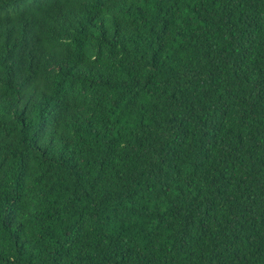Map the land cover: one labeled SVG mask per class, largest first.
<instances>
[{
    "label": "trees",
    "instance_id": "16d2710c",
    "mask_svg": "<svg viewBox=\"0 0 264 264\" xmlns=\"http://www.w3.org/2000/svg\"><path fill=\"white\" fill-rule=\"evenodd\" d=\"M140 2L95 0L96 7L85 9V20L88 26L97 29L103 40L106 38L107 27L101 16V8L119 6L129 14L134 10L136 15L128 21L123 17H112L113 35L124 33L125 43L132 45L131 37L135 34L136 22L139 21L141 26L148 22V9L140 7ZM142 2L157 6L158 20L161 22L156 49L151 54L153 67L160 63L159 53L164 47L169 29L174 26L176 13L182 11L178 8L179 4L187 7L190 3V12L195 21L189 19L191 23H199H196L195 28L186 24L187 33L184 29L177 32L182 39L187 37L185 44L188 50L187 58L179 69L166 77L165 86L171 89V103H165L163 108L151 105V123L145 124L141 116L134 127L128 128L127 137H123L126 149L123 159L126 163L120 170L122 182L117 186L101 184L96 193L97 205L93 206L86 218L81 214L76 221L68 224L65 235L70 232L73 241H78L82 234L87 239L89 233L85 225H91L94 238L101 237L96 241L97 247L106 239L107 244L101 250L110 251L113 257H118L113 258L111 264H205V261L206 264H232V259L237 256L235 249L238 244L253 237L264 242V127H261L258 119L264 116V64L261 63L264 52L257 53L261 59L253 60L254 70L247 68L244 63L252 55L253 45L250 41L253 39V31L264 26L260 18L264 4L261 0H221L225 6V15H217L212 7L216 0ZM81 3L82 0H9L0 6V33L7 40L16 39L17 29L13 22L15 16L18 14L23 20L16 53L17 67L15 71L10 68L9 87L13 86L19 75H23L25 55L29 60V68L40 63L35 20L26 13L32 8H66L68 15L54 19L51 30L56 31V27L66 24V34H70L68 28L75 29L76 25L83 32L84 21L77 18ZM160 5L166 7L161 8ZM233 6L242 9L240 15L246 21V27L239 33L241 43L238 45V55L231 52L234 43L231 30L235 27L230 19ZM129 27L132 28L131 34H128ZM225 32L229 35L227 50L223 43L219 47L216 44L217 40H222ZM81 44L82 41H77V48ZM180 47L184 50L185 45ZM15 48L16 45L9 49L7 59L13 58ZM46 64L50 72H61L64 75L74 71L83 72L79 53L60 58L54 52ZM229 73L232 76L243 73L247 96L254 99V102H248L247 109L241 110L234 121L231 116L236 115L235 105L225 103L216 94V88L232 85ZM147 83H151V80H147ZM29 84L27 77L21 81L14 105L19 111L13 114L22 127L31 100V96L26 93ZM57 88H63L62 80L57 81ZM46 95L42 91L41 99ZM136 97L137 93L133 92L122 106L120 101L124 93L112 101L113 107L121 108L113 123L119 122L120 116H131L136 111ZM54 107L58 112L67 113L76 119L75 113L68 111L66 103H58ZM53 119V113L41 116L32 133L34 146H38L47 137ZM107 119L104 116L102 120L85 121V131L93 137L100 135V129L105 126ZM6 129L7 123L0 119V143L11 135ZM121 136L117 130L115 136L104 138L103 156L96 162L100 174L114 167L109 157L119 150L118 138ZM186 139L191 140L194 146L186 149ZM64 141L65 144L71 143L72 138L66 136ZM83 150L89 149L85 146ZM5 159H0V172L3 171ZM62 165L72 177L82 178V170L74 154L64 155ZM181 165H187L189 173L184 174ZM20 166L21 169L30 166L25 155L20 156ZM97 179L93 177L91 183L95 184ZM77 190L83 191V185L78 180L74 182V194ZM151 201L156 203L149 208ZM160 204L165 205L163 210ZM10 219L11 215H6L4 223L7 224ZM166 233H170L171 248L163 245V240L169 238ZM135 235H140L144 240L147 251L138 248ZM14 239L18 240L19 237ZM194 248L200 251L196 252ZM229 248L233 249L231 253ZM18 251H22V245ZM53 251L55 256L51 257V264H59L66 250L64 253L60 248ZM182 255L188 259H180ZM104 258L107 259V252Z\"/></svg>",
    "mask_w": 264,
    "mask_h": 264
},
{
    "label": "clouds",
    "instance_id": "9594fccd",
    "mask_svg": "<svg viewBox=\"0 0 264 264\" xmlns=\"http://www.w3.org/2000/svg\"><path fill=\"white\" fill-rule=\"evenodd\" d=\"M6 2L9 0H0V6ZM261 3L264 4V0H261ZM96 6L95 0H82L77 18L84 21V31H79V25H76L75 29L68 28L70 34L64 32V28L68 27L66 24L63 27H56V31L50 28L54 19L68 15L66 8L30 9L26 14L35 20L36 46L40 53V63L29 68V60L25 55L23 75H19L12 87H9L8 83L9 73L10 68L15 71L17 67L16 53L23 20L18 14L14 18L13 22L17 29L15 40H7L0 33V119L7 123L6 130L11 132L7 140L0 143V159L6 158L3 171L0 172V264H51V257L55 256L53 250L56 248H60L62 253L66 250L59 264H111L113 258L118 259L113 257L110 251L101 250L107 244L106 239L97 247L96 241L101 237L94 238L91 234V225H85V230L89 233L87 239L82 234L78 241L72 240L70 232L65 235L66 226L76 221L81 214L86 218L93 210V206L97 205L96 193L100 190L101 184L117 186L122 182L120 170L126 163L123 159V152L126 151L123 137H127L128 128L134 127L141 116L144 117L145 124L151 123L149 119L151 105L156 104L163 108L165 103H171L172 97L169 95L171 89L165 86L166 77L179 69L187 58L188 50V45L185 44L187 37L182 39L177 32L184 29L187 33L185 25L195 28L199 21L191 23L195 21V17L190 12V3L187 7L179 4L178 8L182 11L176 13L174 26L169 29L164 47L159 53L160 63L153 67L151 54L156 49L157 33L161 31L157 6L153 3L144 4L142 0L139 3L140 7L148 9L149 15L148 22L142 26L139 21L136 22L135 34L131 37L134 47L125 43L124 33L120 36L113 35L112 17L115 15L128 21L136 15L135 11L125 13L119 6L101 8V16L107 27L106 38L102 40L97 29L88 26L85 20V9ZM159 7L163 8L166 5ZM212 7L217 15H225V6L221 0H216ZM241 11L242 9L233 6L230 17L235 25L231 30V37L234 40L231 45L233 55L240 53L239 33L246 27L245 18L240 15ZM260 18L264 24V9L260 11ZM131 33L132 28L129 27L128 34ZM77 41H82L79 48ZM228 41L229 35L225 32L222 40H217L216 44L219 47L223 43L227 50ZM193 43L196 41L193 40ZM250 43L253 45L252 55L244 63L247 68L254 70L253 60L261 59L257 53L264 52V26L258 31H253ZM14 45L16 48L13 51V58L7 59L8 51L13 49ZM181 45H185L184 50L181 49ZM54 52L59 54L60 58L79 53L82 74L75 71L68 75L50 72L46 62ZM261 63L264 64V60H261ZM25 77L30 81L26 93L31 96V100L26 112L25 125L22 127L13 113L19 111L14 105L19 85ZM229 78L232 85L227 88H216V94L223 98L225 103L235 105L236 115L231 116V120L234 121L241 110L247 109L248 102H254V99L247 96L243 73H237L236 76L229 73ZM61 80L63 88L58 89L57 81ZM147 80H151V83L146 84ZM42 91L47 93L43 100ZM133 92L137 93L136 111L131 116L127 114L120 116L119 122L113 123L121 108L113 107L112 101L124 93V98L120 101L122 106ZM58 103H66L68 111L75 113L76 119L67 113L58 112L54 107ZM49 113L54 114V119L48 135L38 146H34L33 130L41 116H47ZM104 116L108 119L104 122L105 126L100 129V135L93 137L90 132L85 131V121L102 120ZM258 119L261 121V127H264V116ZM117 130L122 134L121 138H118L119 150L109 157L114 167H109L100 174L96 162L103 156L104 138L108 135L115 136ZM66 136L72 138L71 143L65 144ZM184 143L186 149L194 146L189 139ZM85 146L88 151L83 150ZM42 152H45V155H42ZM68 154H74L82 170V178L72 177L63 167L62 158ZM21 155H25L30 161V166L24 169L20 166ZM181 167L184 174L189 173L187 165ZM93 177H98L95 184L91 183ZM76 180L83 185V191L77 190L74 194ZM153 203L156 201L149 202V208ZM164 207V204H160L161 210ZM9 214L11 219L6 224L4 217ZM165 235L169 238L163 240V245L171 248L170 233ZM15 237L19 239L15 240ZM134 239L141 251H147L140 235H135ZM21 245L22 251H18ZM235 250L237 256L232 259V264H261L264 261V242L257 241L254 237L238 244ZM194 251L199 252L200 249L194 248ZM232 251L233 249L229 248V252ZM105 252L107 259L104 258ZM204 255L207 257V252ZM180 259L188 258L182 255ZM191 259L194 260L195 257Z\"/></svg>",
    "mask_w": 264,
    "mask_h": 264
}]
</instances>
